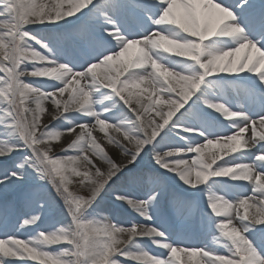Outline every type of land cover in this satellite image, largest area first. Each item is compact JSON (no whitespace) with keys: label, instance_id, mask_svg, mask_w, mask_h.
<instances>
[{"label":"snow or ice","instance_id":"1","mask_svg":"<svg viewBox=\"0 0 264 264\" xmlns=\"http://www.w3.org/2000/svg\"><path fill=\"white\" fill-rule=\"evenodd\" d=\"M0 193V264H264V0H0Z\"/></svg>","mask_w":264,"mask_h":264},{"label":"rangeland","instance_id":"2","mask_svg":"<svg viewBox=\"0 0 264 264\" xmlns=\"http://www.w3.org/2000/svg\"><path fill=\"white\" fill-rule=\"evenodd\" d=\"M43 119H44L45 122H47V120L49 119V117H48L47 115H45V116L43 117ZM71 138H72V137L65 136L63 139H64V141H65V143H66V142L69 141ZM53 143H54V146H55V148H54L55 151H59V150L63 147V145L60 144L59 142H53ZM70 188H71L73 191H80V190H81V189H80V186H79L78 183H75V184H73V185H70ZM0 200L3 201V203H4L6 200L9 201V202H11V201L13 200V195H12L11 193H9L7 196H5L4 194L0 193ZM3 203H2V204H3ZM21 211H23L22 208L19 209L18 213L21 212ZM56 218L58 219V217H56ZM199 238H200V237H199L198 235H194V236H192V241H193V243H196V241H197ZM154 251H155V249H154Z\"/></svg>","mask_w":264,"mask_h":264},{"label":"bare ground","instance_id":"3","mask_svg":"<svg viewBox=\"0 0 264 264\" xmlns=\"http://www.w3.org/2000/svg\"><path fill=\"white\" fill-rule=\"evenodd\" d=\"M240 102L242 103L243 101L241 100Z\"/></svg>","mask_w":264,"mask_h":264}]
</instances>
